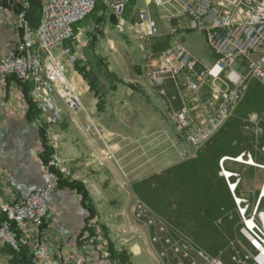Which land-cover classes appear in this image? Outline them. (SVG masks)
<instances>
[{
    "label": "rangeland",
    "instance_id": "obj_1",
    "mask_svg": "<svg viewBox=\"0 0 264 264\" xmlns=\"http://www.w3.org/2000/svg\"><path fill=\"white\" fill-rule=\"evenodd\" d=\"M107 1L100 0L96 11L78 28L76 40L68 43L72 48L80 47L77 49L78 54L73 52L77 56V62L70 64L67 60L77 70L81 68L78 64L84 65L83 69L92 82L91 85H97L96 93L101 95L98 107L103 110V124L107 131L91 125L85 127V133L100 138L98 141L103 143L104 150L117 146L119 158L108 156L112 159L114 169L120 172L130 169L139 173L146 168L148 173L135 184L134 194L119 196L120 202L128 207L133 221L141 226L143 234L148 236L149 243L162 264L168 262L160 254L164 246L163 241L167 238L173 245L191 246L211 257H220L224 264H233L234 256L245 259L250 253L255 254L242 234L243 219L222 175L221 162L226 174L239 175V196L248 199L249 215L252 216L264 185V85L257 80H251L243 101L227 124L197 152L196 158H189L194 153L192 147L181 138L167 116L170 107H181V104L170 105V98L176 92L175 85L169 84L163 90L152 87L148 83L143 58L145 55H152L153 61H157L166 48L177 44L183 45L199 62V69L212 67L218 56L210 48L205 34L187 28L174 32L172 29L177 28V22L167 19V13L163 10L153 5L148 7L145 0H128L123 17H117ZM142 10H146L149 17L158 24V37L151 38L141 33L139 13ZM85 43L88 44L87 47L82 46ZM60 57L61 64L65 66L62 62L63 56ZM85 65L90 67V72ZM65 69L68 78L66 66ZM237 69L243 72L242 65H238ZM117 78L125 82L121 84ZM186 82V78L182 77L180 88ZM114 84L121 87V92L113 90ZM18 85L24 90L25 85ZM216 85L223 89L230 87L226 78L207 83L196 96L187 101L188 108L194 110L193 115L201 112V106L209 98L211 88ZM132 86L134 95L129 97L128 88ZM28 98L32 102L30 88ZM60 107L63 120L54 127L52 133L44 126L37 127L33 123L38 116L36 106L37 114L31 121L39 133L42 128L52 155L57 152L61 157L62 137L57 132L66 114H77L74 117L78 125L84 122L78 112L69 111L63 104H60ZM249 116H257L258 121L249 124ZM143 136L147 139L144 142L149 141L145 145L140 138ZM40 138L43 143L41 134ZM249 156L253 163H248ZM238 157H242L245 162H237ZM203 160L208 163V172L206 174L201 171L200 177L208 178L209 181V192L204 198L197 190H188L194 183L189 182L187 189L183 185L179 186L180 179L176 178L177 174L173 171L177 167L199 165ZM66 164L68 168V163ZM167 174L176 181L174 187L177 190L173 193H168L173 179H168ZM68 175L69 168L68 174L63 176ZM84 190L88 199L85 187ZM188 191L191 193L188 203L182 202V196ZM138 203L144 204L148 211L140 220L134 218L133 212ZM149 220L153 221L154 225L149 226ZM43 226L40 228L39 239ZM160 234L163 241L153 242V238ZM29 253L31 257L30 250ZM111 260L112 264H125L121 258L112 257ZM170 262L175 264L172 260ZM247 264L252 263L249 260Z\"/></svg>",
    "mask_w": 264,
    "mask_h": 264
},
{
    "label": "built area",
    "instance_id": "obj_2",
    "mask_svg": "<svg viewBox=\"0 0 264 264\" xmlns=\"http://www.w3.org/2000/svg\"><path fill=\"white\" fill-rule=\"evenodd\" d=\"M6 0H0V11H4ZM15 8L14 21L18 30L15 48L0 58V88L11 80L30 88V96L38 110L35 126L53 132L63 120L60 104L71 112L82 109L79 94L70 84L60 56L70 64L77 62V56L69 42L76 40L75 28L95 11L100 0H42L41 16L37 27L30 21L29 13L33 0H8ZM107 1V0H106ZM108 5L117 17H123L128 0H109ZM146 5L155 6L167 13V19L177 22L178 29L198 31L206 35L210 48L218 56L210 68H201L181 44L166 48L157 61L152 55L143 58L148 83L163 90L174 84L176 92L170 98L169 122L178 130L181 138L192 147L196 158L199 152L230 120L243 101L251 80L264 85V0H145ZM141 33L155 38L160 35L158 24L149 17L146 10L139 13ZM184 22V24H183ZM186 23V24H185ZM186 25V26H185ZM243 66V72L237 66ZM187 82L180 88V79ZM226 81L228 88L218 85L210 90V96L201 106L199 114L193 115L187 106L200 90L211 81ZM199 111V110H198ZM196 116V117H195ZM257 116H249L247 122L255 124ZM186 158H188L186 156ZM249 159L252 160L251 156ZM230 193L243 219L242 234L250 243L255 254L245 259L234 256L233 264H264V185L253 215H249L248 199L239 196L240 177L225 173ZM47 177L56 183L55 169L62 175L68 174L66 161L56 152L49 163L42 164ZM264 169V167H263ZM55 187L49 185L33 190L26 197L5 201L3 183L0 180V214L4 217L0 225V243L20 252L30 247L31 264H61L47 246L40 241V228L52 208ZM261 209H260V208ZM134 218L140 220L147 214L146 206L138 203L133 209ZM149 226L154 225L148 221ZM161 234L153 242L163 241ZM161 257L167 264H224L200 249L186 245H173L164 239ZM119 264V263H114Z\"/></svg>",
    "mask_w": 264,
    "mask_h": 264
},
{
    "label": "crops",
    "instance_id": "obj_3",
    "mask_svg": "<svg viewBox=\"0 0 264 264\" xmlns=\"http://www.w3.org/2000/svg\"><path fill=\"white\" fill-rule=\"evenodd\" d=\"M4 5L6 9L0 11V58L10 53L19 39L15 8L8 0ZM31 23L35 27L33 19ZM78 48L73 47L72 51L78 54ZM62 62L67 67L72 87L80 95L82 110L78 114L84 123L77 124L74 117L77 114H66L57 132L62 137L60 155L68 163L70 172L65 179L82 184L88 199L84 202L82 195L70 188L57 189L56 183L45 174L41 158L43 143L28 114L26 90L29 88L23 90L13 80L0 88V180L4 185V199L9 202L26 197L37 188L54 185L52 208L40 240L61 264H112V257L119 256L125 264H162L148 236L119 199L120 195L134 194L135 184L148 174L146 168L140 174L130 169L122 172L114 169L108 156L119 158L117 146L104 150L103 143L98 141L100 138L85 133V127L91 125L107 131L103 110L98 107L101 95L96 93L97 85L92 89L89 79L70 65L66 57H62ZM85 66L90 72V67ZM117 79L121 84L125 82ZM133 87L128 88L129 97L134 95ZM113 90L121 92V87L114 84ZM140 138L144 145L149 142H144L145 136ZM236 161L242 162L237 158ZM3 220L0 214V225ZM26 249L29 251L30 247ZM14 254L11 247L0 243V264H9Z\"/></svg>",
    "mask_w": 264,
    "mask_h": 264
},
{
    "label": "trees",
    "instance_id": "obj_4",
    "mask_svg": "<svg viewBox=\"0 0 264 264\" xmlns=\"http://www.w3.org/2000/svg\"><path fill=\"white\" fill-rule=\"evenodd\" d=\"M41 3H42V0H33L32 7H31V10H30V13H29V18H30L31 21H32V19L34 20L35 27L38 26L37 22L40 21ZM97 7H96V9H97ZM96 9H95V11H96ZM82 23H80L79 25L76 26L75 33H77L78 28L80 27V25ZM78 71L80 73H82L85 78L89 79L88 75L85 73V69L78 68ZM91 84H92V82H91ZM24 88H29V87L25 86ZM92 89H95L94 85H92ZM26 91H27L26 94L28 95L29 89L26 90ZM28 102H29V111H28L29 113L28 114H29V118L32 119L34 116H36L37 111H36L35 106L32 104V102L30 101L29 98H28ZM41 129H40V134H41V137H42L43 143H44V150H43L41 158H42L43 163H45L47 165L49 163L51 157H52V151H51L50 147L47 145L46 138L44 136V132ZM207 164H208L207 161L203 160V161H201V164L196 165V166L195 165H191L189 167H184L183 166V167L175 168L173 171L177 174L176 178L179 177V179H180L178 181L179 182V186L182 187V185H183V187L187 189L186 186L190 185V184H188L189 182L192 183V184L194 183L193 187L192 186L188 187V190H197V193L202 195L203 198L206 197L207 196V192H209V190H207V189H209V181H208V178L204 179V178L200 177L202 175V173L200 175V172L204 171L207 174V172H208V170H207L208 165ZM51 171L56 176V188L57 189L70 188L72 190H76L78 193H80L82 195L83 201L86 202L87 194H86L82 184L77 183V182H68L65 179V177L60 172H58L57 170L51 169ZM167 176L169 177L168 179H173L174 178V177L172 178V176H169L168 174H167ZM175 184H176V181H175V179H173V183L171 184V188H169L168 193H173L174 190L175 191L177 190L175 188L176 187ZM189 194L191 195L190 191H188V193H185V195L182 196V200L181 201L185 202V203H188L189 197H190ZM185 205H187V204H185ZM188 212L189 211H187V213ZM117 258H121L122 260H124L121 256H119ZM9 264H31V257H30V253H29L28 249L23 248L21 250V252L15 253L13 258L9 262Z\"/></svg>",
    "mask_w": 264,
    "mask_h": 264
},
{
    "label": "bare ground",
    "instance_id": "obj_5",
    "mask_svg": "<svg viewBox=\"0 0 264 264\" xmlns=\"http://www.w3.org/2000/svg\"><path fill=\"white\" fill-rule=\"evenodd\" d=\"M237 159L240 160V161L245 162L244 159H243L242 157H238ZM253 162H254L253 160H249V161H248V163H253ZM227 175H228V174H227Z\"/></svg>",
    "mask_w": 264,
    "mask_h": 264
}]
</instances>
